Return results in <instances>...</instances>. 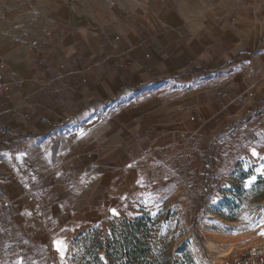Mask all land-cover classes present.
I'll use <instances>...</instances> for the list:
<instances>
[{"label":"crops","instance_id":"crops-1","mask_svg":"<svg viewBox=\"0 0 264 264\" xmlns=\"http://www.w3.org/2000/svg\"><path fill=\"white\" fill-rule=\"evenodd\" d=\"M208 3L0 0L32 37L0 52L12 87L0 137L19 136L0 146L8 250L67 249L140 190L191 173L203 142L246 145L264 90V0Z\"/></svg>","mask_w":264,"mask_h":264},{"label":"rangeland","instance_id":"rangeland-1","mask_svg":"<svg viewBox=\"0 0 264 264\" xmlns=\"http://www.w3.org/2000/svg\"><path fill=\"white\" fill-rule=\"evenodd\" d=\"M122 1L138 0H85L99 9L113 4L120 6ZM144 1L157 9L170 0ZM174 1L200 12L211 7L209 1L218 0ZM24 29L15 18L0 12V52L9 53L15 43L24 38L31 41L32 37ZM38 41L33 45L39 46ZM255 99L253 136L247 133L243 140L246 145L232 144V151L230 146L223 147L216 139L203 142L200 148H208L192 157L197 168L191 173L185 176L181 171L172 183L162 179L157 185L140 190L105 221L71 239L63 255L60 251L28 250L20 245L17 250H8L5 247L9 239L5 231L8 216L4 205L9 202L2 198L0 264H19L20 261L23 264H97L98 258L105 264L111 261L121 264L127 256L121 252L115 256V249L120 244L131 249L138 241L144 243L139 247L148 249L145 259L153 264H174V261L178 264H234V260L247 251L260 250L258 247L264 246V235H261L264 232V90ZM1 116L0 110V120ZM223 133L228 135L226 130L219 134ZM252 137L253 149H250L247 146ZM17 138L16 135L0 137L3 139L0 146L8 149ZM10 143L12 146L7 147ZM253 150L257 155H253ZM2 195L0 191V197Z\"/></svg>","mask_w":264,"mask_h":264},{"label":"built area","instance_id":"built-area-1","mask_svg":"<svg viewBox=\"0 0 264 264\" xmlns=\"http://www.w3.org/2000/svg\"><path fill=\"white\" fill-rule=\"evenodd\" d=\"M6 69L7 59L4 56H0V96L12 91L11 83L4 79V71ZM234 264H264V251L251 249L237 257L234 260Z\"/></svg>","mask_w":264,"mask_h":264},{"label":"trees","instance_id":"trees-1","mask_svg":"<svg viewBox=\"0 0 264 264\" xmlns=\"http://www.w3.org/2000/svg\"><path fill=\"white\" fill-rule=\"evenodd\" d=\"M10 145H11V143L6 144L7 147H9ZM139 222L141 223L142 220H139ZM141 226L145 227V225L144 226L141 225ZM139 244L144 246V243H142L141 241H138V243H134L133 248H131V249H128L125 245L120 244L119 248L115 249L114 255L116 256L121 252L122 255L124 254L127 256V260L121 264H135V263H139V262H141V264H153L150 261L145 259V257L148 254V249L146 247H139ZM96 261H97V264H105L102 261H100L99 258ZM106 264H116V263L111 261V262L106 263ZM174 264H178V261H174ZM180 264H182V263H180Z\"/></svg>","mask_w":264,"mask_h":264},{"label":"snow or ice","instance_id":"snow-or-ice-1","mask_svg":"<svg viewBox=\"0 0 264 264\" xmlns=\"http://www.w3.org/2000/svg\"><path fill=\"white\" fill-rule=\"evenodd\" d=\"M253 155H257L255 150H253ZM249 183H251V181ZM245 219H247V217H245ZM261 235H264V232H261ZM56 244H57V250L60 251L61 254L63 255V252L66 250V245H64L63 241H57ZM19 264H23V261H20Z\"/></svg>","mask_w":264,"mask_h":264},{"label":"bare ground","instance_id":"bare-ground-1","mask_svg":"<svg viewBox=\"0 0 264 264\" xmlns=\"http://www.w3.org/2000/svg\"><path fill=\"white\" fill-rule=\"evenodd\" d=\"M260 249V251H264V246H260L258 247ZM255 250V249H254Z\"/></svg>","mask_w":264,"mask_h":264}]
</instances>
